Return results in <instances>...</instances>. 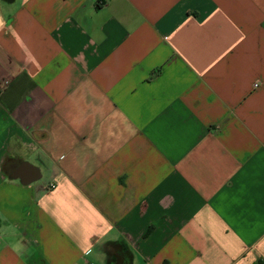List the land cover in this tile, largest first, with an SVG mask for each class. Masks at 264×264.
I'll return each mask as SVG.
<instances>
[{
    "label": "crops",
    "instance_id": "obj_1",
    "mask_svg": "<svg viewBox=\"0 0 264 264\" xmlns=\"http://www.w3.org/2000/svg\"><path fill=\"white\" fill-rule=\"evenodd\" d=\"M0 264H264V0H0Z\"/></svg>",
    "mask_w": 264,
    "mask_h": 264
},
{
    "label": "built area",
    "instance_id": "obj_2",
    "mask_svg": "<svg viewBox=\"0 0 264 264\" xmlns=\"http://www.w3.org/2000/svg\"><path fill=\"white\" fill-rule=\"evenodd\" d=\"M50 188H54V185H50Z\"/></svg>",
    "mask_w": 264,
    "mask_h": 264
}]
</instances>
